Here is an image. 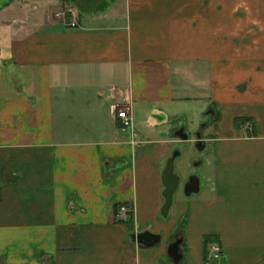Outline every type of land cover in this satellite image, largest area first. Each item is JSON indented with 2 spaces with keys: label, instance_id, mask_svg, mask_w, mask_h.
I'll use <instances>...</instances> for the list:
<instances>
[{
  "label": "crops",
  "instance_id": "0c3cea01",
  "mask_svg": "<svg viewBox=\"0 0 264 264\" xmlns=\"http://www.w3.org/2000/svg\"><path fill=\"white\" fill-rule=\"evenodd\" d=\"M88 1H69L77 27L59 0L0 10V264H264V0ZM193 100L214 120L208 186L165 218L161 175Z\"/></svg>",
  "mask_w": 264,
  "mask_h": 264
},
{
  "label": "rangeland",
  "instance_id": "374dc122",
  "mask_svg": "<svg viewBox=\"0 0 264 264\" xmlns=\"http://www.w3.org/2000/svg\"><path fill=\"white\" fill-rule=\"evenodd\" d=\"M70 0H59V3L57 2V6H56V10L54 11V15L57 18L60 19H64L65 16L67 15V12H69L72 9H75V6L70 4L69 2ZM103 0H101L102 2ZM66 2V3H65ZM89 3H92L93 5L89 6V7H95V2H97V0H89ZM58 9L60 11H58ZM77 10V9H76ZM58 11V12H57ZM57 12V13H56ZM78 12V10H77ZM70 13V12H69ZM65 14V16H64ZM71 14V13H70ZM67 18V17H66ZM68 21V20H67ZM198 102H196V100L193 101H189L187 104L184 103V107L187 109L185 111V115L182 119H180V117L174 122V130H179L180 128H182L183 126L187 128V130L190 132L189 136H191V138L193 137L194 133L196 131H198L199 129L202 128V126L206 123V121H210V125L208 127L207 124L205 125V131L204 134L206 137L208 136H214L215 134V129H213V127L211 126V124L214 123L213 117H211L210 115H206V112H208L206 110V112H196L195 110L199 109H195V107L198 106L197 104ZM196 112V113H195ZM173 130V132H175ZM239 131L237 133V136L239 137H246V136H253L255 135V130H254V124L251 120H246L245 122L241 123V126L239 128ZM185 142L180 141L179 139L176 140V143L173 145L172 147V152H174V150H176L177 148L181 151L182 156L180 158H177L175 161V172H182V174H185L186 172H196L198 174H200L201 176L203 175V179H202V185H201V193L206 189V186H208V180L204 177L208 171V165H207V160L208 158L211 156V148H207L206 151L199 153L197 151H194L193 148H185L184 147ZM171 152V153H172ZM201 159V165L199 167H193V161H198ZM196 194L193 193L190 196H187L185 193L182 192H178L175 193L174 195V203L180 199H182L185 202H191L193 199H198L200 196H195ZM202 195V194H200ZM172 213V211H171ZM182 218L186 221L187 215H183ZM188 226L190 225V223H187ZM186 223L185 225L182 223V225H180L177 229V235H179L180 237H186V233H187V227H186ZM206 234H212V233H206ZM205 234V235H206ZM173 236V234H172ZM175 237V236H173ZM169 242V241H168ZM219 243H221L218 239ZM213 243V242H212ZM212 243L209 244L208 250L209 252H211V255H213L212 251H211V245ZM169 246V244H168ZM167 246V248H168ZM168 263H171L172 259L169 257L168 252H167V256L165 257ZM214 258V257H213ZM179 264H185V261H181Z\"/></svg>",
  "mask_w": 264,
  "mask_h": 264
},
{
  "label": "water",
  "instance_id": "95a60500",
  "mask_svg": "<svg viewBox=\"0 0 264 264\" xmlns=\"http://www.w3.org/2000/svg\"><path fill=\"white\" fill-rule=\"evenodd\" d=\"M11 0H0V10L10 5ZM206 123L202 126L204 128ZM175 135L182 140H187L189 134L185 131V127L180 128L175 132ZM201 132L197 133V148L202 150L206 146V141L201 139ZM181 154L179 149L174 150L172 155L166 160L165 167L162 171V184L164 189L162 191V195L164 197V203L161 207V215L165 218L169 216L171 207L174 203V195L178 188L179 184V175L175 172V159L179 157ZM200 178L198 175H192L185 186V194L190 196L193 193H198L200 191ZM133 239L138 243L143 244L145 246H153L158 244L161 241V235L153 233L151 231H144L140 233L133 234ZM183 239L177 238L172 243L169 244L167 248V252L169 257L172 259L174 263H179L182 260L183 253L181 251V243Z\"/></svg>",
  "mask_w": 264,
  "mask_h": 264
},
{
  "label": "flooded vegetation",
  "instance_id": "af4514ba",
  "mask_svg": "<svg viewBox=\"0 0 264 264\" xmlns=\"http://www.w3.org/2000/svg\"><path fill=\"white\" fill-rule=\"evenodd\" d=\"M184 127V126H183ZM207 127V126H206ZM177 131V130H176ZM175 131V132H176ZM185 131L189 134L190 132L187 130V128L185 127ZM204 131H205V127L204 128H201V129H199L198 131H196L195 133H194V135H193V137L191 138V136H189L188 137V139L187 140H182V139H180L179 137H177L180 141H182V142H185V144H184V147L185 148H193L194 149V151H197V152H199V153H202V152H204V151H206L207 150V148H210V146H209V144H208V142H207V138H206V136H205V134H204ZM198 132H201V134H202V136H201V139L202 140H204V141H206V146H205V148L204 149H202V150H199L198 148H197V141H198V138H197V133ZM178 149V148H177ZM181 152V151H180ZM173 153V152H172ZM172 155V154H171ZM182 156V154H180V156L179 157H177V158H180ZM176 158V159H177ZM176 159H175V161H176ZM193 163V167H199L200 165H201V159L200 160H198V161H193L192 162ZM177 174L179 175V177H180V179H179V184H178V188H177V190H176V193H178V192H182V193H185L184 192V190H185V186H186V183L188 182V180L190 179V177L192 176V175H198L199 176V178H200V182L202 183V176L200 175V174H198V173H196V172H186L185 174H182V172H177ZM201 183H200V186H201ZM192 195V194H191ZM180 236L179 235H176L175 236V238H174V240H176L177 238H179ZM180 238H182L183 240H184V238L183 237H180ZM183 242V241H182ZM182 244V243H181Z\"/></svg>",
  "mask_w": 264,
  "mask_h": 264
},
{
  "label": "built area",
  "instance_id": "2783aa9c",
  "mask_svg": "<svg viewBox=\"0 0 264 264\" xmlns=\"http://www.w3.org/2000/svg\"><path fill=\"white\" fill-rule=\"evenodd\" d=\"M71 13V20L68 24L72 27H77L80 25V18L75 9L69 11ZM65 16V14H64ZM117 118L121 120V124L123 128H131L132 127V117L130 111L127 108H121L117 111ZM120 210L125 211L127 208L125 206H121ZM126 218V217H125ZM211 251L213 253V257L216 259H220L222 256V246L219 242H214L211 245Z\"/></svg>",
  "mask_w": 264,
  "mask_h": 264
},
{
  "label": "trees",
  "instance_id": "16d2710c",
  "mask_svg": "<svg viewBox=\"0 0 264 264\" xmlns=\"http://www.w3.org/2000/svg\"><path fill=\"white\" fill-rule=\"evenodd\" d=\"M65 17H67L66 19L67 20L69 19L68 21H70L71 14L69 12H67V15ZM246 120H249V118H246V117H237L235 119V127H236V129L239 130V128L241 126V123L242 122H245ZM217 241H218V237L215 236V235H212V234H206V235H204V246H205V250H206V252H205V258L207 257V254H208L209 244L212 243V242L213 243L214 242H217Z\"/></svg>",
  "mask_w": 264,
  "mask_h": 264
}]
</instances>
